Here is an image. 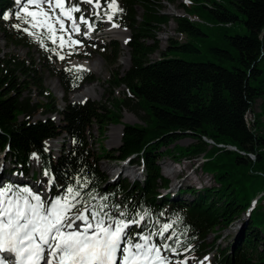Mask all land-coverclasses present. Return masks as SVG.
<instances>
[{
	"label": "trees",
	"instance_id": "obj_1",
	"mask_svg": "<svg viewBox=\"0 0 264 264\" xmlns=\"http://www.w3.org/2000/svg\"><path fill=\"white\" fill-rule=\"evenodd\" d=\"M164 1L174 2L95 0L99 11L91 15L78 2L64 4L67 14L78 20L83 17L87 21L83 24L96 32L106 21L131 32L130 67L124 73L113 71L110 78L112 86L124 85L131 96L112 98L106 104L68 98L84 83L96 81V76L68 64L76 46L60 27L61 21L66 23L60 9L56 15L62 19L55 17L53 24L43 20L33 28L32 17L21 18L26 16L27 0L22 5L17 0H0V30L6 39L35 47L41 58L40 67L33 56L0 60V154L24 175H29L31 162L37 158L40 167L34 177L43 174L50 179L48 203L61 200L74 205L70 217L77 210L91 213L103 208L113 220L132 225L128 239L133 243H142L140 238L145 236L153 239L163 257L187 255L200 260L214 253L215 261L209 264H264V0H187L185 16L166 14ZM75 6L79 11L69 12ZM201 12L215 21L207 23L213 27L232 26L237 20L246 25L247 33H223L224 46L209 47L218 58L230 60L228 66L164 56L171 49L197 51L191 40L171 39L162 56L151 58L160 49L157 32L171 19L183 35L205 34L198 22ZM102 48L105 58L116 64L120 44L111 41ZM42 70L59 79L65 93L63 109L43 85ZM31 83L41 88L43 99L24 97ZM133 99L145 112L142 122L123 124L121 144L109 150L103 144L107 128L122 123L121 110ZM250 111L253 121L246 119ZM53 112L60 114L61 123L52 118L33 119L39 113ZM93 126L98 132L97 150L89 142ZM63 134L60 153L54 157L47 141ZM185 137L195 141L187 146L175 144ZM167 154L176 160L203 156V169L218 186L185 187L175 196L162 194V189L169 188V179L162 174L159 161ZM103 159L138 164L144 178L109 181L99 165ZM25 183L15 182L16 189ZM184 193L191 199L183 198ZM247 213L248 226L232 255L215 241H206L208 235L230 227ZM166 225L170 227L165 230Z\"/></svg>",
	"mask_w": 264,
	"mask_h": 264
},
{
	"label": "rangeland",
	"instance_id": "obj_2",
	"mask_svg": "<svg viewBox=\"0 0 264 264\" xmlns=\"http://www.w3.org/2000/svg\"><path fill=\"white\" fill-rule=\"evenodd\" d=\"M25 0H17L18 5H22ZM63 4H75L78 2L84 9L85 14L91 15L96 14L99 11V6L95 2V0H59V2ZM58 0H51V9L49 8V3L47 0H38L39 7L36 5H32L33 8L30 11H36L37 13H45L41 19L42 21H47L50 24H53L54 18L58 17L56 15ZM188 2L187 0H174L173 3L164 1L163 2V11L170 16H182L187 15V12L183 8V3ZM76 8V6H75ZM139 14L142 13L141 8H137ZM66 23L62 22L63 29L66 31L67 37L69 40L76 46L75 53L72 54L71 58L68 60V64L73 66L75 61L84 62V61H93L101 68L102 77L98 76L95 72L91 71L96 76L97 86L95 90L92 92L94 94L89 95L87 98L78 101L74 100V96L76 91H79L83 84L78 90L69 94L68 98L71 102H84L86 100H92L96 102H102L109 104V100L112 98L122 97L127 98L131 96L127 90V88L122 85L120 87L112 86V82L110 78H112L113 71H120L124 73L129 67L124 68V64L121 62L123 49L121 46V38L108 33V28L112 27L117 28L118 25L114 24L112 21H106L104 27L101 31L93 34L92 28L90 25H84L80 30L74 31L72 26V18H69V15L66 14ZM79 24H81V20H76ZM200 28L205 34H199L195 36H189L187 33L184 35H180L177 30V23L174 19H171L168 24L162 25L161 29L157 32V38L159 39L160 49L152 55V59H157L162 56V52L166 50L168 47L170 40L174 39L179 41L180 43L191 40L197 47V51H182L171 49L164 56L167 57H176L182 58L189 61H214L217 63H221L223 65L228 66L230 60H224L218 58L210 49L211 45H220L224 46L222 38V34L228 35H236V34H245L247 33L246 25L243 22L235 21L232 26L225 27H216L211 26L209 24H214L215 21L209 18L204 14V12L200 13ZM124 30V29H122ZM127 31V30H126ZM129 32V31H128ZM130 39V37H129ZM111 41H117L120 44V52L118 54V59L116 64L110 63L104 55V48L102 45ZM129 49V47H128ZM7 56H16L18 58L29 59L30 56L34 57L36 64L39 66L41 58L39 56L38 50L34 48H28L25 44L15 45L9 42L4 33L0 30V60L6 58ZM74 67V66H73ZM41 77L43 78V85L47 90H49L53 96L55 97V101L58 104V108L63 109L65 106V93L62 88V85L59 79L51 74L50 71L42 70ZM91 82V83H94ZM91 83H88L89 85ZM87 83L85 85H88ZM84 85V86H85ZM24 97H30L33 100L37 101L38 99H43L41 95V88L35 83H31L30 87L26 89L23 93ZM100 98L94 99L95 96ZM261 103V99L255 104V109L259 110V105ZM110 106V105H109ZM145 112L141 107L136 105V99L131 100L130 105H124L121 110L122 115V123L121 124H110L107 128L105 138L103 140V144L109 150L117 148L118 142V128L117 126H121L123 129V124H137L141 123V115ZM52 118L57 123H61V116L59 113H39L33 117V119H46ZM246 119L248 121H253L254 116L252 112H248L246 115ZM98 136V132L96 130V126H93V129L90 133L89 142L92 146L97 150L98 142L96 140ZM64 141V135L59 136L55 139H49L47 141L48 150L53 154L54 157H57L60 153V149L62 147ZM195 140L190 137H185L178 140L175 144L181 146H187ZM57 143H60L58 146ZM174 144L171 146L173 147ZM164 150V149H163ZM206 159L203 156H199L196 158H182L181 160H176L173 155L167 154L160 161V167L162 174L169 179V188L162 189L161 193H171L175 196L179 195L180 190L185 187H193L196 189H203L205 187H213L218 186L217 182L214 180V177L211 173L205 171L203 169V163ZM180 162V163H177ZM120 164L117 161H108L103 159L99 162L100 168L109 176V181H115L119 178H127L129 181L133 182L135 179L140 181L144 178V173L141 171L139 167L127 166L121 168ZM172 167L173 174H169L165 172L166 167ZM40 167L39 160L34 158L30 165L29 175H24L23 172H14L15 168H13V163L6 158L3 154H0V188H11L13 192H15L16 185L15 182H26L22 184L21 189L28 188L29 189V199L31 196H40L41 201L45 203L46 206H49L50 203V194L48 192L49 177L43 174H40L37 177H34L32 180V175L37 173ZM192 169L194 171H192ZM6 177V178H4ZM12 180L14 183H9L8 181ZM186 199H191V195L188 193H184L182 196ZM260 197L257 196L256 199ZM255 199V200H256ZM255 200L252 202H255ZM35 203V201H32ZM264 210V199L261 201ZM86 215L88 212L83 211ZM89 219H91V215L89 212ZM249 216L244 214L240 219L236 220L230 227L226 229L219 230L217 234H210L207 236V242L213 243L214 241L220 248L226 249L227 255H232L234 248L238 245L240 239L242 238L246 227L248 226ZM77 224H82V221H77ZM128 227L124 229L125 234L129 235V232L132 231V225L127 224ZM217 236H219L217 238ZM144 242V241H143ZM142 242V243H143ZM149 244L158 248L157 244L153 239H149ZM122 246H125V241H122ZM126 247V246H125ZM159 249V248H158ZM161 256V254H160ZM177 255H173V257H163L166 258L164 264H209V262L215 261L214 253H210L209 255L203 256L200 260H194L191 257L185 255L180 258H176ZM116 260L118 264H122L123 256L118 250ZM172 258V259H171ZM153 264H158V262L154 261Z\"/></svg>",
	"mask_w": 264,
	"mask_h": 264
},
{
	"label": "snow or ice",
	"instance_id": "obj_3",
	"mask_svg": "<svg viewBox=\"0 0 264 264\" xmlns=\"http://www.w3.org/2000/svg\"><path fill=\"white\" fill-rule=\"evenodd\" d=\"M47 2L51 9V0ZM29 5L39 7L38 0H27L23 7L26 16L21 18L32 17V27L41 26V18L46 14L30 11ZM56 7L62 8L63 4L58 0ZM75 11L79 9H69V12ZM81 19L87 23L83 17ZM60 27L63 28L62 23ZM73 30L78 31V26L73 25ZM71 207L74 205L67 201L55 200L46 206L40 196L29 199L28 188L15 192L11 188H0V252L13 253L17 264H40L41 261L44 264H118V250L123 256L122 264H153L154 261L164 264L166 258L162 259L160 250L149 244V237H141L143 243H133L127 238L124 229L128 225L123 220H113L103 208L91 211V219L79 210L70 217ZM77 221H82L83 225ZM167 227L170 225H166L165 230ZM122 241H126V247L122 246Z\"/></svg>",
	"mask_w": 264,
	"mask_h": 264
},
{
	"label": "bare ground",
	"instance_id": "obj_4",
	"mask_svg": "<svg viewBox=\"0 0 264 264\" xmlns=\"http://www.w3.org/2000/svg\"><path fill=\"white\" fill-rule=\"evenodd\" d=\"M73 23H74L73 25H76L75 21ZM122 29L123 28H121L119 26H117V28H114V29L112 27H110V28H108V33L116 35V36L121 38V43H122L121 46L123 49L121 62L124 64V68H127L130 66V52L128 49V41L130 40L129 37H131V32L127 29H124V30H122ZM180 35H182V34L180 33ZM151 58H152V56H151ZM73 66L79 67V68H84L87 70H91V71L95 72L98 76H100V77L103 76L101 73V68L96 63H94L93 61H84V62L75 61L73 63ZM88 83H91V82H87V84ZM84 85L82 86V88L79 91H76L75 96H74V100L81 101V100L87 98L89 95L94 94L92 92L95 90V88L97 86L96 82L91 83L90 85L89 84L85 85V86ZM97 98H100V95L98 97L95 96L94 99H97ZM117 128H118L117 145H120L121 139H122V134H123V129L121 126H117ZM57 145L59 146L60 143H57ZM165 170H166L165 172H168L169 174H173V170L170 166H167ZM82 225H83V223L81 224V226Z\"/></svg>",
	"mask_w": 264,
	"mask_h": 264
},
{
	"label": "water",
	"instance_id": "obj_5",
	"mask_svg": "<svg viewBox=\"0 0 264 264\" xmlns=\"http://www.w3.org/2000/svg\"><path fill=\"white\" fill-rule=\"evenodd\" d=\"M179 16V15H178ZM130 67V66H129ZM249 216V214H247Z\"/></svg>",
	"mask_w": 264,
	"mask_h": 264
}]
</instances>
